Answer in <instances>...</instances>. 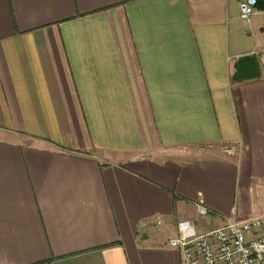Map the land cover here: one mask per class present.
Segmentation results:
<instances>
[{"label":"crops","instance_id":"1","mask_svg":"<svg viewBox=\"0 0 264 264\" xmlns=\"http://www.w3.org/2000/svg\"><path fill=\"white\" fill-rule=\"evenodd\" d=\"M240 1L0 0V264H182L178 223L264 215Z\"/></svg>","mask_w":264,"mask_h":264},{"label":"built area","instance_id":"2","mask_svg":"<svg viewBox=\"0 0 264 264\" xmlns=\"http://www.w3.org/2000/svg\"><path fill=\"white\" fill-rule=\"evenodd\" d=\"M256 6L257 0H241L240 18L249 23ZM196 207L200 216L208 214L202 201ZM168 247L179 252L182 264H264V215L240 222L228 220L206 233L191 222H180Z\"/></svg>","mask_w":264,"mask_h":264},{"label":"trees","instance_id":"3","mask_svg":"<svg viewBox=\"0 0 264 264\" xmlns=\"http://www.w3.org/2000/svg\"><path fill=\"white\" fill-rule=\"evenodd\" d=\"M256 9L264 12V0H257Z\"/></svg>","mask_w":264,"mask_h":264}]
</instances>
